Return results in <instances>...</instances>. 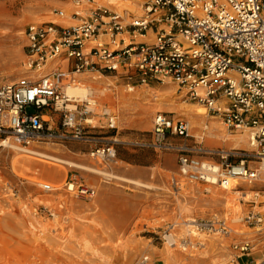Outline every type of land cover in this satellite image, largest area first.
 Here are the masks:
<instances>
[{"label":"built area","instance_id":"1","mask_svg":"<svg viewBox=\"0 0 264 264\" xmlns=\"http://www.w3.org/2000/svg\"><path fill=\"white\" fill-rule=\"evenodd\" d=\"M104 1H74L72 24L50 21L24 28L26 68L32 76L0 85V143L11 146L12 140L26 148L79 141L92 146L91 158L109 167L117 161V141L96 133L116 130L115 113L106 104L98 106L91 92L71 98L65 89L78 86L82 75L123 73L141 84L173 83L227 131L246 132L253 154L244 156L264 162V0ZM52 15L65 17L57 9ZM95 119L103 122L97 126ZM136 144L175 153L177 177L169 180L173 191L182 182L226 190L235 180L252 183L262 175L246 160L231 162L237 153L204 146L190 134L186 120L169 113L157 112L150 139ZM72 180L65 188L74 197L95 196L93 188ZM41 188L52 191L47 184ZM263 220L257 212L244 218L249 225ZM190 222L198 231L229 232L215 217ZM166 237L174 246L171 235ZM234 249L245 255L249 245ZM145 263L146 258L138 262Z\"/></svg>","mask_w":264,"mask_h":264},{"label":"rangeland","instance_id":"2","mask_svg":"<svg viewBox=\"0 0 264 264\" xmlns=\"http://www.w3.org/2000/svg\"><path fill=\"white\" fill-rule=\"evenodd\" d=\"M76 0H0V85L32 76L27 70L24 52V28L40 18L62 10L73 11ZM84 1V0H83ZM109 1V0H107ZM103 3L106 1L102 0ZM87 14V12L83 13ZM44 22V21H42ZM50 22V21H48ZM59 23V22H57ZM63 25V24H62ZM95 76L98 79L92 81ZM85 84H98L93 94L97 105L106 104L115 113L116 130H98L97 136L117 141V161L109 167L89 156L91 145L79 141L63 144H31L22 148L13 144L0 145V264H264V224L249 225L244 218L260 213L264 218V169L259 161L244 155L253 154L248 146H224L236 156L231 162L246 160L250 169L260 168L262 175L252 183L238 180L231 195L220 187L183 183L176 191L170 187L171 176L177 177L176 155L139 144L150 139L152 119L157 112L169 113L175 119L203 107L184 96L173 83L149 80L145 84L136 77L128 80L123 73L103 76L82 75ZM143 90L133 100V107L124 109L128 88ZM173 96L166 98L178 111H150L140 123L138 106L161 97L159 92ZM123 98V99H122ZM172 100V101H171ZM204 108V107H203ZM30 111V110H28ZM207 123L216 122L227 135L229 132L219 119L204 109ZM103 121L95 119L97 126ZM197 129H191L193 134ZM244 133V132H243ZM198 140V139H197ZM1 144V143H0ZM128 144V146L126 145ZM16 148V149H15ZM33 149L55 159L30 155ZM171 156V162L167 158ZM23 157L28 167L13 171L11 162ZM160 162V163H159ZM76 163L90 169H78ZM262 167V168H261ZM74 183L93 188L91 199L76 198L65 188ZM47 184L52 191L45 192ZM244 194H249L247 200ZM227 196H234L236 200ZM237 217L232 221V217ZM212 217L222 219L226 236L193 229L190 221ZM264 222V220H263ZM168 226H172L168 230ZM169 233L174 246L167 241ZM191 244L184 245L185 241ZM189 241V242H188ZM249 245V252L240 255L237 245Z\"/></svg>","mask_w":264,"mask_h":264},{"label":"bare ground","instance_id":"3","mask_svg":"<svg viewBox=\"0 0 264 264\" xmlns=\"http://www.w3.org/2000/svg\"><path fill=\"white\" fill-rule=\"evenodd\" d=\"M130 5L133 8H137L136 4L131 2ZM66 15L64 18L62 19H51L48 17L45 18H40L38 20H35L34 22H48V21H56L59 22L60 24L63 25H69L72 24L73 21L69 18V6H67L66 8ZM139 40H143V38H139ZM82 81H84V79L86 80L87 78L81 77ZM98 78L93 76L91 78L92 81L97 80ZM98 91V84L96 83H92V84H85V82H81L78 86H74V87H67L65 89V93L67 96L71 97V98H84L85 96H87L89 94V92L93 94H95ZM128 95L124 96L125 100H133L136 98L137 95V90H135V88H128ZM163 91L161 90V92H159V95H161V97L158 96V98L156 99V101L151 102L149 104V106H146V103H142L139 107H138V117H139V121L140 123H144L145 122V114L150 112V111H162L163 110V106L166 107V109H170V110H166L168 112L171 111H178L179 109L176 108H172L171 103L166 99L168 97L173 96V93H171L170 95H168V93H162ZM123 99V98H122ZM172 101V100H171ZM202 110H204L203 107H199L198 110L194 113H190V112H186L184 114H180L178 117H184L186 119V121L189 124V128L190 131L191 129H197L196 131L193 132L194 136L199 140L201 139L205 145L207 146H213V147H221L224 146L221 142L225 141L226 145L225 147L228 148H238V147H245L248 146V141H247V134L246 132L244 133H238V134H234V135H227L225 134L224 131L221 130V127L216 123V122H205L206 119L205 118H201V116H204V112H202ZM0 145H7V142H1ZM16 149V148H15ZM24 151L30 155H35V156H42V157H47V158H51V159H55L54 157H51L47 154L38 152L36 150L33 149H24ZM71 166L78 168V169H83V170H88L90 168L85 167L83 165L80 164H76V163H69ZM30 164L28 163V161H26L25 158L23 157H16L12 160L11 162V168L13 171H16L18 168H24V167H28ZM263 169H264V162L261 163ZM261 167V168H262ZM238 184V180H235L231 183V185L226 189L227 193H234V195H239V192H232L234 191V186ZM231 194V195H232ZM249 194H244L243 195V199L247 200ZM229 197V199L232 200H236V197L234 196H227ZM237 217H235V215L232 217V221H236ZM196 262H187V264H194Z\"/></svg>","mask_w":264,"mask_h":264},{"label":"crops","instance_id":"4","mask_svg":"<svg viewBox=\"0 0 264 264\" xmlns=\"http://www.w3.org/2000/svg\"><path fill=\"white\" fill-rule=\"evenodd\" d=\"M143 93V90H141V89H138L137 90V94L139 95V94H142ZM126 101H128V100H123V103H125L124 104V109L125 110H127V109H129V107L131 108V107H133V105L132 104H127L128 102H126ZM139 107V106H138ZM139 112V111H138ZM127 145V144H126ZM128 146V145H127ZM117 149V148H116ZM167 161H168V163H170L171 162V156H168V158H167ZM160 163V162H159Z\"/></svg>","mask_w":264,"mask_h":264}]
</instances>
